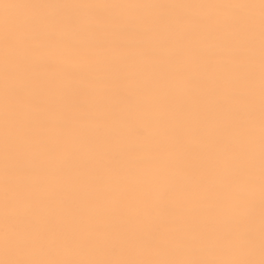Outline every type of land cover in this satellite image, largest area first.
Wrapping results in <instances>:
<instances>
[{"label":"snow or ice","instance_id":"obj_1","mask_svg":"<svg viewBox=\"0 0 264 264\" xmlns=\"http://www.w3.org/2000/svg\"><path fill=\"white\" fill-rule=\"evenodd\" d=\"M0 264H264V0H0Z\"/></svg>","mask_w":264,"mask_h":264}]
</instances>
